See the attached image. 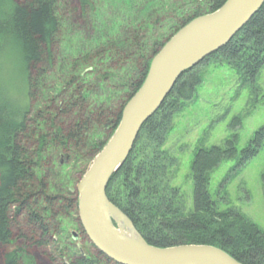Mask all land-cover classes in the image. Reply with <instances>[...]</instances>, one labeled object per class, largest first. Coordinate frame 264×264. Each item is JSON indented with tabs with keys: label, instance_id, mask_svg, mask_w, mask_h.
<instances>
[{
	"label": "trees",
	"instance_id": "obj_1",
	"mask_svg": "<svg viewBox=\"0 0 264 264\" xmlns=\"http://www.w3.org/2000/svg\"><path fill=\"white\" fill-rule=\"evenodd\" d=\"M227 1L75 0V11L94 23L96 33L87 42L84 34H68L76 38L73 49L67 37L70 0H0V64L20 62L28 95L16 121L0 99L1 264H22L32 258V249L52 251L61 264H115L90 242L94 254L86 256L65 243V221L86 237L72 182L111 138L164 44ZM211 60L231 66L254 86L264 68V5L230 43L180 77L143 126L106 195L153 247L206 245L241 264H264V231L236 210L220 212L209 191L210 175L236 156V139L226 149L198 151L191 209L172 186L178 160L164 148L176 115L202 83L200 67ZM263 139L261 130L255 151L243 152L244 161L256 155ZM61 153L68 155L72 171L55 166ZM79 166L82 171H75Z\"/></svg>",
	"mask_w": 264,
	"mask_h": 264
},
{
	"label": "rangeland",
	"instance_id": "obj_2",
	"mask_svg": "<svg viewBox=\"0 0 264 264\" xmlns=\"http://www.w3.org/2000/svg\"><path fill=\"white\" fill-rule=\"evenodd\" d=\"M70 1L66 8V15L71 21L70 30L66 29L67 35L81 33V36H87L84 42L90 41L89 37L96 33L94 23L84 21V16L75 11V0ZM112 12L108 13L109 20L114 18ZM67 37L70 47L75 49L76 38ZM199 71L202 83L197 88L195 98L176 115L164 148L178 160V166L173 170L172 186L179 189L187 209H191L192 164L198 151L213 147L226 149L236 139V156L223 162L210 175L209 191L213 200L219 203L220 212L236 210L264 231V139L253 158L244 161L243 156L247 149L255 151L252 144L256 134L264 130V68L252 87L244 83L237 70L216 60L205 62ZM0 96L1 104L8 112L6 115L14 117L15 121L20 119V109L28 101L27 76H24L20 62L7 60L0 64ZM94 158L90 163L83 164L84 172L72 182L75 190ZM55 166L63 167L67 172L73 168L68 155L64 153L59 155ZM77 170H80V166ZM71 223H63L65 243L74 247L79 255L94 254L88 238L75 223ZM30 253L34 260L25 258L22 264H61L52 258V251L32 249ZM2 254L3 248H0V264Z\"/></svg>",
	"mask_w": 264,
	"mask_h": 264
},
{
	"label": "water",
	"instance_id": "obj_3",
	"mask_svg": "<svg viewBox=\"0 0 264 264\" xmlns=\"http://www.w3.org/2000/svg\"><path fill=\"white\" fill-rule=\"evenodd\" d=\"M264 0H228L180 29L153 57L147 76L125 105L120 123L77 185L78 216L90 243L115 264H241L219 248L149 245L106 191L137 138L180 77L224 48L260 11Z\"/></svg>",
	"mask_w": 264,
	"mask_h": 264
}]
</instances>
